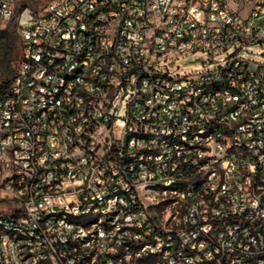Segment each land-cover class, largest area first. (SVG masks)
<instances>
[{"label": "built area", "instance_id": "2783aa9c", "mask_svg": "<svg viewBox=\"0 0 264 264\" xmlns=\"http://www.w3.org/2000/svg\"><path fill=\"white\" fill-rule=\"evenodd\" d=\"M16 1L0 264H264V0Z\"/></svg>", "mask_w": 264, "mask_h": 264}, {"label": "trees", "instance_id": "16d2710c", "mask_svg": "<svg viewBox=\"0 0 264 264\" xmlns=\"http://www.w3.org/2000/svg\"><path fill=\"white\" fill-rule=\"evenodd\" d=\"M31 5L29 0L19 6L16 4V14L32 8ZM21 52L22 42L17 31V24L15 20H12L0 33V96L8 91L15 78Z\"/></svg>", "mask_w": 264, "mask_h": 264}, {"label": "rangeland", "instance_id": "374dc122", "mask_svg": "<svg viewBox=\"0 0 264 264\" xmlns=\"http://www.w3.org/2000/svg\"><path fill=\"white\" fill-rule=\"evenodd\" d=\"M28 0H17L16 4L19 6L23 2ZM31 6L37 10H43L49 0H29ZM232 53V51H231ZM224 55L217 58L215 65H218L220 60L224 59ZM246 57L257 63L264 64V55L256 54H246ZM206 59L204 55L189 56L181 63V69L177 72L179 75H183L190 71L200 72L207 69V66H203V62ZM122 132L117 134L118 138H121ZM19 198L16 193L12 190H8L3 183V180L0 179V218L6 216H15L19 212Z\"/></svg>", "mask_w": 264, "mask_h": 264}]
</instances>
